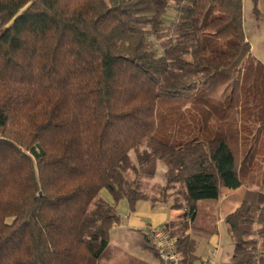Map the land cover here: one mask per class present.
I'll use <instances>...</instances> for the list:
<instances>
[{"label": "trees", "instance_id": "1", "mask_svg": "<svg viewBox=\"0 0 264 264\" xmlns=\"http://www.w3.org/2000/svg\"><path fill=\"white\" fill-rule=\"evenodd\" d=\"M242 2L0 0V264H100L117 206L146 200L159 160L182 195L164 227L181 264H201L197 203L253 182L264 158ZM223 222L227 264H264V192L246 188Z\"/></svg>", "mask_w": 264, "mask_h": 264}, {"label": "rangeland", "instance_id": "2", "mask_svg": "<svg viewBox=\"0 0 264 264\" xmlns=\"http://www.w3.org/2000/svg\"><path fill=\"white\" fill-rule=\"evenodd\" d=\"M252 0H246L242 3L243 7V29L251 45V54L264 63V20L255 19L251 13V2ZM263 5V0H260L258 3ZM173 18V12L169 11L166 14L167 22ZM258 20V21H256ZM263 143H261V146ZM129 156L132 161L135 160V153L133 150L129 152ZM260 169H257L254 179H249L244 181V185L252 186L254 188L260 189L264 192V158L260 161ZM126 173L130 178L135 179V174L131 172L130 169L125 167ZM165 165L163 161L157 162L156 172L152 178H143L141 180L142 191L146 196V200H139L136 203L141 204L147 201V206L152 208V211L157 213L164 214L166 218L174 217L179 210L171 208L172 204L178 203L181 201V186L180 184L171 185L166 183L164 177ZM244 187V186H243ZM102 195H106L110 198V195L105 189L102 190ZM197 217L193 223V228L190 229L192 232L193 238L196 240V253L202 257L207 256L210 249V243L208 244L207 240L212 235H216L220 238L222 237V251L231 252V241L226 231L225 224L223 222V214H221L219 199L213 200H200L197 203ZM117 210L122 217V223L111 229L110 240L105 250L103 259L100 261V264H128L129 257L133 256L143 261H146L150 264H162L158 259L156 250L155 253L151 251L145 244L141 242L143 238V232L138 229H131L127 227L126 217L130 213L126 201H122L118 206ZM135 210V209H134ZM133 210V211H134ZM172 218V217H171ZM145 222L151 221L144 219ZM202 228V231H197V229ZM221 230L223 235H221ZM147 242V240H145ZM150 245H154L148 241ZM155 249V248H154ZM148 260V261H147ZM153 260V261H151ZM217 264H226L225 260L219 261Z\"/></svg>", "mask_w": 264, "mask_h": 264}, {"label": "crops", "instance_id": "3", "mask_svg": "<svg viewBox=\"0 0 264 264\" xmlns=\"http://www.w3.org/2000/svg\"><path fill=\"white\" fill-rule=\"evenodd\" d=\"M259 1L260 0H256V4L258 5L260 12H261V16L258 20L261 21V20H264V0H263V5H261L262 2L258 3ZM244 2H246V0H243L242 3L245 4ZM250 3L253 6V2L251 1ZM251 13H252V7H251ZM255 19H257V18H255ZM258 20H256V21H258ZM246 188H254V187L247 186V185L243 184L242 186H240L236 189H227V188L223 189L221 197L219 198V204H220V209L222 212L221 214H223V218L226 214L234 211L239 206L242 194ZM134 209H133L134 211L130 210V213L126 217L127 227L134 229V230L138 229L139 231H144L143 237L146 236V238H147V235H146L145 228L148 225H164L165 223H167V222L171 221V219H173V216H171L172 218L171 217L166 218V216L164 214L160 215L159 213L152 211L151 210L152 208H149V206H147V201H145L141 204L138 203L137 208H134ZM146 213H147V220H151V221H147V222L144 221V219L146 218ZM202 230L197 229V231H199V232ZM190 233L192 236L193 233L192 232H190ZM221 235H223L222 230H221ZM142 241H143V238H142L141 242ZM207 242H208V244L209 243L211 244L207 256L202 257L201 255H198L196 253L199 257L201 264H209V262L211 260H214V264H217L221 260H223V261L225 260V263L227 264L232 250L229 253L228 252L223 253V251L221 249L222 248L221 247L222 246V237L220 240V238L214 234L209 238V240H207ZM231 249H232V246H231ZM151 261H153V260H151Z\"/></svg>", "mask_w": 264, "mask_h": 264}, {"label": "built area", "instance_id": "4", "mask_svg": "<svg viewBox=\"0 0 264 264\" xmlns=\"http://www.w3.org/2000/svg\"><path fill=\"white\" fill-rule=\"evenodd\" d=\"M145 231L162 264H181L182 256L176 249L174 238L169 235L164 225H148ZM209 264H214V260Z\"/></svg>", "mask_w": 264, "mask_h": 264}]
</instances>
